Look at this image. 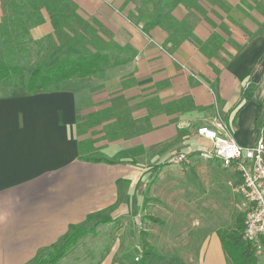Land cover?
<instances>
[{
    "label": "crops",
    "instance_id": "crops-1",
    "mask_svg": "<svg viewBox=\"0 0 264 264\" xmlns=\"http://www.w3.org/2000/svg\"><path fill=\"white\" fill-rule=\"evenodd\" d=\"M72 1L104 45L119 48L111 52L118 62L58 91L0 87V264L30 262L90 215L111 224L145 212L141 182L171 164L163 161L170 153L209 145L195 131L216 111L239 144L258 139L252 132L264 101V0H198L194 7L177 0ZM43 16L30 31L34 40L53 32L45 10ZM181 21L199 44L169 25ZM53 52L51 63L80 49L64 43ZM92 115L96 123L80 134L79 120ZM121 132L128 135L116 137ZM145 216L156 252H163L162 240L177 246L167 236V215ZM159 223L160 243L151 235ZM139 236L133 243L116 236L98 264H135ZM186 239L185 254L177 253L186 264H227L217 230Z\"/></svg>",
    "mask_w": 264,
    "mask_h": 264
},
{
    "label": "trees",
    "instance_id": "trees-1",
    "mask_svg": "<svg viewBox=\"0 0 264 264\" xmlns=\"http://www.w3.org/2000/svg\"><path fill=\"white\" fill-rule=\"evenodd\" d=\"M198 0H177L185 6L194 7ZM216 1V0H211ZM46 11L53 28L52 34L34 40L30 34L32 28L44 21ZM96 24V23H95ZM180 39L189 38L196 44L198 40L192 35L190 27L184 21L170 23ZM211 37L208 43H212ZM77 46L79 54H66L54 63H50L53 52L60 44ZM97 34L96 29L84 21L77 12L72 0H2L0 15V87L22 88L25 93L39 91H58L71 79H82L88 76H101L107 66L116 64L112 51L119 48L112 42L111 47ZM205 44V45H206ZM47 57L40 60V55ZM50 56V57H49ZM37 57L39 61H32ZM33 63V65H31ZM32 67L26 75L23 67ZM92 115L88 121L78 122L79 133L96 123ZM116 134V137L127 136V133ZM136 133H132L134 135ZM85 143V142H84ZM90 150L92 141L85 143ZM88 150V151H89ZM102 161V157L97 159ZM238 174V172H236ZM239 176V174H238ZM237 182V181H236ZM240 183V176L238 184ZM92 215L87 221H91ZM156 221L155 218L149 217ZM245 215H237L230 228H219L217 234L226 256L227 264H258L256 247L243 237ZM94 227L72 225L66 234L56 243L42 249L34 259L26 264H59L74 249L79 241ZM99 261L96 263L98 264ZM135 264H183L180 257L168 256L155 251L148 241L146 230L140 231L138 257Z\"/></svg>",
    "mask_w": 264,
    "mask_h": 264
},
{
    "label": "rangeland",
    "instance_id": "rangeland-1",
    "mask_svg": "<svg viewBox=\"0 0 264 264\" xmlns=\"http://www.w3.org/2000/svg\"><path fill=\"white\" fill-rule=\"evenodd\" d=\"M251 1L253 3V0ZM53 53L55 52H51L52 57L49 56L50 63L55 56ZM45 57V54L40 55V60ZM32 61L39 60L33 57ZM23 69L26 75L32 71L31 66ZM252 133H255L258 139L264 137V101L257 119V128ZM170 154L163 161H173L171 164L166 163V168L154 172L146 182H141L145 212L135 217H124L111 224L95 223L96 221L86 223L87 228L94 227L93 233L82 238L59 264H96L100 261L103 250L112 245L116 236L129 239L133 243L140 231L148 228L147 225L151 222L146 220L145 213L158 219L166 215L170 218L172 228L167 232V236L176 239L177 246L162 240L164 247L161 254L177 257L178 252L185 254L186 247L182 248L183 239L187 238L193 242L198 237L201 241L209 232L232 227L237 215L246 214V202L237 188L239 176L234 170L222 167L217 159L204 157L199 152L188 154L175 151ZM180 154L184 156L180 157ZM168 210L172 213L166 214ZM119 225L123 230H120V235H116L115 228ZM152 229L151 235L160 243L161 232L165 227L159 223L152 225ZM258 258V264H264V256ZM181 260L186 264L184 257ZM134 261L136 262V259Z\"/></svg>",
    "mask_w": 264,
    "mask_h": 264
},
{
    "label": "built area",
    "instance_id": "built-area-1",
    "mask_svg": "<svg viewBox=\"0 0 264 264\" xmlns=\"http://www.w3.org/2000/svg\"><path fill=\"white\" fill-rule=\"evenodd\" d=\"M195 133L209 142L200 147L202 156L215 158L222 167L238 172L237 188L246 202L243 237L254 244L257 256H264V137L252 145L239 144L218 111L209 124L197 126Z\"/></svg>",
    "mask_w": 264,
    "mask_h": 264
}]
</instances>
